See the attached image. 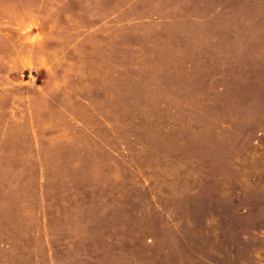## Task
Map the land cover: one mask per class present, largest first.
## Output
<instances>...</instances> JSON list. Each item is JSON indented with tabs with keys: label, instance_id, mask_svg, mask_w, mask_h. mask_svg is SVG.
I'll use <instances>...</instances> for the list:
<instances>
[{
	"label": "rangeland",
	"instance_id": "obj_1",
	"mask_svg": "<svg viewBox=\"0 0 264 264\" xmlns=\"http://www.w3.org/2000/svg\"><path fill=\"white\" fill-rule=\"evenodd\" d=\"M0 264H264V0H0Z\"/></svg>",
	"mask_w": 264,
	"mask_h": 264
}]
</instances>
